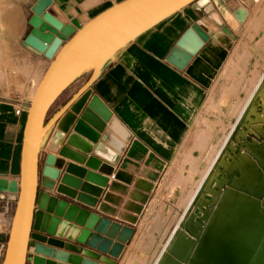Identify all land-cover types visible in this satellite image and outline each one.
I'll return each instance as SVG.
<instances>
[{
    "label": "water",
    "instance_id": "obj_1",
    "mask_svg": "<svg viewBox=\"0 0 264 264\" xmlns=\"http://www.w3.org/2000/svg\"><path fill=\"white\" fill-rule=\"evenodd\" d=\"M196 1L123 0L90 20L81 17L84 25L78 30L48 11L51 0H36L30 7L29 32L20 45L52 61L27 108L19 178L0 177V193L17 194L2 264H117L134 231L72 203L95 207L108 182L96 172L102 161L116 165L131 138L90 87L116 52ZM208 40L192 24L166 61L182 70ZM88 71L83 86L47 120L58 97ZM46 137V150L60 159L46 156L40 171ZM252 151L259 164L256 183L234 187L240 196L220 229L213 235L204 232L216 202L205 218L204 208L195 209L199 230L182 224L158 264H264V149L253 146ZM40 174L47 180L43 190L38 189ZM237 174H228L225 186L233 187Z\"/></svg>",
    "mask_w": 264,
    "mask_h": 264
},
{
    "label": "crops",
    "instance_id": "obj_2",
    "mask_svg": "<svg viewBox=\"0 0 264 264\" xmlns=\"http://www.w3.org/2000/svg\"><path fill=\"white\" fill-rule=\"evenodd\" d=\"M51 1L48 11L63 24L78 30L84 25L80 21L81 17L86 16L90 20L123 0ZM35 2L32 0L31 5ZM242 9L238 8L232 13L231 2L208 0L205 6H199L197 0L116 52L90 87L91 95L101 100L112 116L130 133L131 138L116 165L102 161L104 168L96 172L107 177L108 182L101 189L95 207L90 208L74 201L72 203L134 231L130 242L124 245L117 264H132L139 256L136 227L140 215L164 167L174 159L184 142L207 91L232 48L231 30H235L241 22L238 18ZM214 12L222 20V25L211 20L210 14ZM192 24L199 25L209 40L179 70L168 63L166 58ZM21 51L36 60L37 75L43 76L52 60L23 47ZM90 74L91 71H88L81 75L58 97L47 113V120L83 86ZM16 107L18 105L14 99L0 96V177L8 180L19 178L22 131L26 117V112L16 115ZM46 140L47 137L39 152L40 171L45 165L46 156L60 159L46 150ZM72 164L90 170L85 165ZM46 182L40 174L38 189L43 190ZM7 234L0 231V264Z\"/></svg>",
    "mask_w": 264,
    "mask_h": 264
},
{
    "label": "rangeland",
    "instance_id": "obj_3",
    "mask_svg": "<svg viewBox=\"0 0 264 264\" xmlns=\"http://www.w3.org/2000/svg\"><path fill=\"white\" fill-rule=\"evenodd\" d=\"M31 1L0 0V96L28 107L42 78L36 60L20 45L29 32ZM225 1L232 13L243 8L241 22L231 30L232 48L144 206L136 227L139 256L132 264H158L181 225L190 229L196 223L195 209L204 208L201 215L207 217L209 205L229 189L225 183L232 166L243 155L254 160L246 154L247 144L264 145V0ZM2 194L0 231L8 232L17 194Z\"/></svg>",
    "mask_w": 264,
    "mask_h": 264
},
{
    "label": "bare ground",
    "instance_id": "obj_4",
    "mask_svg": "<svg viewBox=\"0 0 264 264\" xmlns=\"http://www.w3.org/2000/svg\"><path fill=\"white\" fill-rule=\"evenodd\" d=\"M207 3H208V0H198L199 6H205ZM208 8H209V6H208ZM210 18L214 23H216L218 25H222V20L220 19V17L218 16L217 13H215V12L211 13ZM225 32H228L227 29H225ZM34 93H35V91H34ZM33 96H34V94H33ZM26 112H27V110H26ZM253 146H261V148L264 149V145L257 144V142L256 143L255 142L254 143H248L247 149H246V152H247L246 154H248V152H249L250 154H252L254 156V153L252 151ZM248 156L243 155L240 162H238L232 166L238 172V174L235 175L232 179L233 187H229V189H226V191L223 192V196L220 197L219 200L217 199L219 205L217 207V210L215 212L213 211V213L211 215L210 224H209V226L207 225L208 229L204 230V232H206V234H212L213 235L217 230H219L220 225H221L222 221L224 220V218L227 216V214L229 212H231L233 210L234 204L237 201L238 197L240 196L235 191L234 187H238V186L243 184L246 188H249L256 183L257 175L259 174V164L256 162V160L254 161L253 159H251L252 156L251 157H248ZM236 157H238V156H236ZM231 171H233V170H231ZM2 195L3 194L1 193L0 196H2ZM11 196L13 198H16L15 194H11ZM207 213H206V215H207ZM206 215H204V216H206ZM197 224L198 223H195V222L192 223V226L190 228V230L192 232H196L199 230V227L197 226Z\"/></svg>",
    "mask_w": 264,
    "mask_h": 264
},
{
    "label": "built area",
    "instance_id": "obj_5",
    "mask_svg": "<svg viewBox=\"0 0 264 264\" xmlns=\"http://www.w3.org/2000/svg\"><path fill=\"white\" fill-rule=\"evenodd\" d=\"M234 1L239 3V4H243L245 2H249V1H253V0H234ZM29 102H28V105H29ZM27 108H28V106H22L20 104V105H18V108L15 110V114L20 115L22 112H26ZM28 252H32V250L29 249Z\"/></svg>",
    "mask_w": 264,
    "mask_h": 264
}]
</instances>
